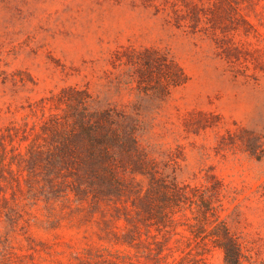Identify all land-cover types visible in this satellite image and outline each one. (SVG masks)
<instances>
[{
  "label": "rangeland",
  "instance_id": "1",
  "mask_svg": "<svg viewBox=\"0 0 264 264\" xmlns=\"http://www.w3.org/2000/svg\"><path fill=\"white\" fill-rule=\"evenodd\" d=\"M243 8L247 36L234 42L247 60L231 63L212 37L177 28L143 0H0V129L36 125L42 101L70 86L133 111L136 93L107 81L113 54L168 50L189 81L164 102L142 104L139 143L159 163L174 159L170 172L182 182L223 180L245 264H264V0ZM32 186L7 193L16 201L0 211V264H122V229L110 214L47 201ZM207 264H224L223 252L214 249Z\"/></svg>",
  "mask_w": 264,
  "mask_h": 264
},
{
  "label": "trees",
  "instance_id": "2",
  "mask_svg": "<svg viewBox=\"0 0 264 264\" xmlns=\"http://www.w3.org/2000/svg\"><path fill=\"white\" fill-rule=\"evenodd\" d=\"M143 1L177 28L212 37L227 61L247 60L234 35L247 36L243 6L253 8L254 0ZM110 66L109 85L136 93L133 111L102 106L88 88L70 86L42 101L36 125L0 129V211L12 209L23 183L36 184L47 201L76 204L92 217L110 214L122 229V264H207L214 249L224 264H245L242 240L228 223L235 200L228 185L213 173L199 185L182 182L170 172L174 159L159 163L139 143L142 104L164 102L187 84L185 70L158 47L121 46Z\"/></svg>",
  "mask_w": 264,
  "mask_h": 264
}]
</instances>
